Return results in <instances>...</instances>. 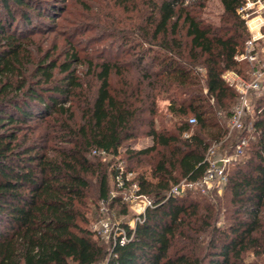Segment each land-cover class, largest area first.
Segmentation results:
<instances>
[{
	"label": "trees",
	"instance_id": "trees-1",
	"mask_svg": "<svg viewBox=\"0 0 264 264\" xmlns=\"http://www.w3.org/2000/svg\"><path fill=\"white\" fill-rule=\"evenodd\" d=\"M58 2L0 0V264H250L248 253L264 256V98L252 125L256 140L227 175L226 202L217 189L169 197L181 181L203 176L212 146L236 153L243 139L237 132L239 141L231 139L218 116L230 118L239 98L223 75L242 74L235 58L249 39L237 12L243 0H222L221 26L202 22L185 0H154L133 40L123 38L130 50L97 62L67 40L63 59L58 44H39L37 19L55 22ZM161 99L180 118L174 133L156 128ZM147 113L154 145L129 151V159L156 153L157 165L151 177L127 171L154 204L134 228L119 224L125 244L106 242L83 226L92 191L103 204L122 196L111 198L116 169L93 152L119 156ZM190 115L196 124L184 123Z\"/></svg>",
	"mask_w": 264,
	"mask_h": 264
},
{
	"label": "rangeland",
	"instance_id": "rangeland-1",
	"mask_svg": "<svg viewBox=\"0 0 264 264\" xmlns=\"http://www.w3.org/2000/svg\"><path fill=\"white\" fill-rule=\"evenodd\" d=\"M153 2L154 0H66V2L59 0L57 7L62 8V12L55 22L45 23L43 18L37 19V26L40 30H43L41 35L38 33L41 36L38 37V39H41L39 44L47 43V46L58 44L60 47L56 56L62 59L65 58L63 48H67V51L71 49L68 47L66 40L71 42L70 46L81 52V55L86 58L85 61L93 58L97 62L99 57L118 59L121 54H124V51L130 50L128 46L123 47V38L126 37L133 40L136 36L135 29L138 24L146 22L150 17ZM185 6L193 9L198 18L205 24L223 25L225 9L222 0H185ZM245 25L249 32L248 40H250L257 30L253 29L252 31L246 23ZM51 30L54 31L51 32ZM63 45L67 47H63ZM256 49L258 57L256 67L262 70L264 68V37L258 43ZM133 58V56H126L127 61H131ZM246 62L248 61H241V76L244 80L250 82L254 79V71H252L254 65ZM80 70L85 72L87 68L82 66ZM199 70L202 71V68H199ZM113 83L117 84V80L114 79ZM262 85L263 88L260 92L252 91L249 93L250 110L243 119L244 127L242 130H232L229 122L230 118L226 117L223 111V114L221 112L218 113L222 120V125L227 129L231 139L236 137L237 134L235 132H237L239 135L240 133L242 134L243 139L248 140V144L256 140L252 125L256 120L258 101L264 98V76ZM238 102L239 98L236 99L231 107V113L234 112ZM169 105V100L161 99L158 101V112L154 117L156 119L155 124L159 131L166 129L167 132L174 133L176 128H178L177 122L180 121V118L173 116L169 112ZM152 117L150 113L145 115L146 123L139 127V137L124 143L120 149L119 156H108L105 158V162L110 165V169H114L115 166L121 164L127 170L129 165L136 172L135 174L146 171L148 176L151 177L157 165V154L154 153L138 160H130L129 151H139L154 145L153 138L147 135L150 130L148 122ZM192 117L191 115L185 117L183 119L184 123L188 122ZM192 129L195 130L196 127H192ZM184 138L187 137L184 136ZM239 138L236 137V142L239 141ZM218 145L220 147L219 153L232 157V163L226 168V174L228 175L234 168V160L239 158V156L232 149L222 148V143H218ZM245 149L242 158H246L245 156L248 153V149ZM217 193L218 197L226 202L227 193L224 192V189H217ZM125 194H129V190L121 192L112 185L111 198ZM91 198L94 203L90 202L89 209L86 211L89 221L83 226L94 232L97 238L99 237L101 240L109 242L111 233L116 230L120 223L134 224L137 211L132 203L122 201L123 204L115 203L112 205L110 202L103 204L97 200V191L95 189L92 191ZM125 210L127 213H125ZM227 218L228 215L222 210L218 226L224 228L229 223ZM105 225H108L109 228H105ZM245 260L250 264H264V256L257 257L252 253H248Z\"/></svg>",
	"mask_w": 264,
	"mask_h": 264
},
{
	"label": "built area",
	"instance_id": "built-area-1",
	"mask_svg": "<svg viewBox=\"0 0 264 264\" xmlns=\"http://www.w3.org/2000/svg\"><path fill=\"white\" fill-rule=\"evenodd\" d=\"M238 15L249 26L250 30L256 29L257 32L247 41L245 51L236 56V60L248 61L254 65V79L250 82L244 80V78L234 71H228L223 75L224 80L232 87L236 89L239 94V102L235 108L232 116L229 119L231 129L238 131L244 127L243 119L247 116L249 105V93L260 92L263 88L262 78L264 76V68L262 70L256 67L258 63L257 57V45L264 37V0H243L242 5L238 9ZM189 123L196 124V119L190 118ZM186 137L189 135L186 134ZM248 145L247 139H242L236 146V155L241 156L244 154V149ZM220 147L215 144L207 152L205 162L208 164L206 172L197 180H183L179 184L175 185L170 193L169 197H183L189 191H200L202 194L208 195L215 189H224L227 183L226 168L232 163V157L219 153ZM94 155H101L108 157L105 152L94 151ZM116 177L115 184L118 191L125 192L129 190V194L122 196V201L132 203L137 211V217L134 224H130L132 228L137 223H142L145 213L148 208L153 207V200L148 196L140 193V186L135 181V174L128 172L121 164L115 166ZM127 183H130L127 189ZM105 228H109L105 225ZM110 238H114L115 241H119L121 245L128 241L127 235L123 230L118 231V226ZM118 238V239H117Z\"/></svg>",
	"mask_w": 264,
	"mask_h": 264
}]
</instances>
